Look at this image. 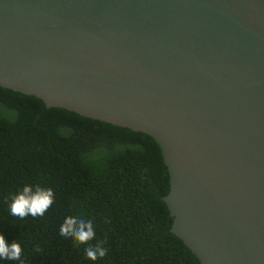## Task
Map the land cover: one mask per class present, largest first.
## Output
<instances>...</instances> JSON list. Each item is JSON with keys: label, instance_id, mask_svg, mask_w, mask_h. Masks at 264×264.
<instances>
[{"label": "water", "instance_id": "obj_1", "mask_svg": "<svg viewBox=\"0 0 264 264\" xmlns=\"http://www.w3.org/2000/svg\"><path fill=\"white\" fill-rule=\"evenodd\" d=\"M0 85L150 134L171 231L264 264V0H0Z\"/></svg>", "mask_w": 264, "mask_h": 264}, {"label": "trees", "instance_id": "obj_2", "mask_svg": "<svg viewBox=\"0 0 264 264\" xmlns=\"http://www.w3.org/2000/svg\"><path fill=\"white\" fill-rule=\"evenodd\" d=\"M28 184L52 187L53 205L43 216L11 215L12 194ZM169 188L150 134L0 85V234L23 248L20 260L0 264H201L170 229ZM78 212L105 242L104 258H87V245L60 235Z\"/></svg>", "mask_w": 264, "mask_h": 264}, {"label": "clouds", "instance_id": "obj_3", "mask_svg": "<svg viewBox=\"0 0 264 264\" xmlns=\"http://www.w3.org/2000/svg\"><path fill=\"white\" fill-rule=\"evenodd\" d=\"M10 206L11 215L20 218L29 215L43 216L53 205L55 190L41 184H28L22 190L12 194ZM60 235L65 238L75 239L79 244L87 245L85 251L87 258L95 261L104 258L108 249L103 247L104 241L96 240V231L91 220L85 218L84 213L67 216L60 226ZM95 240L93 246L91 241ZM23 248L20 242L9 245L3 234H0V258L17 261L21 259Z\"/></svg>", "mask_w": 264, "mask_h": 264}]
</instances>
